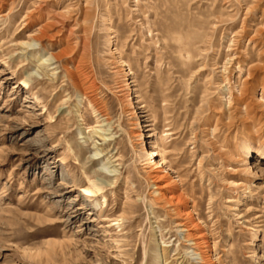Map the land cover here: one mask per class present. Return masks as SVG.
I'll use <instances>...</instances> for the list:
<instances>
[{"label": "rangeland", "instance_id": "374dc122", "mask_svg": "<svg viewBox=\"0 0 264 264\" xmlns=\"http://www.w3.org/2000/svg\"><path fill=\"white\" fill-rule=\"evenodd\" d=\"M263 32L264 0H0V264H264Z\"/></svg>", "mask_w": 264, "mask_h": 264}, {"label": "bare ground", "instance_id": "6f19581e", "mask_svg": "<svg viewBox=\"0 0 264 264\" xmlns=\"http://www.w3.org/2000/svg\"><path fill=\"white\" fill-rule=\"evenodd\" d=\"M43 1V0H42ZM47 4V3H46ZM45 5V4H44ZM45 7V6H44ZM43 8V6H42ZM90 11V10H89ZM43 12V11H42ZM91 13V12H89ZM63 14V13H62ZM32 16V15H31ZM34 17V16H33ZM44 17V16H43ZM80 17V16H79ZM89 18V16L87 17ZM46 20V19H45ZM40 21V20H39ZM38 21V22H39ZM42 21V20H41ZM81 21V20H80ZM33 22V21H32ZM37 22V23H38ZM53 24V23H52ZM43 25V24H42ZM63 26V24H62ZM41 27V26H39ZM41 29V28H40ZM83 30V29H82ZM260 30V29H259ZM39 31V30H38ZM84 31V30H83ZM169 31V30H168ZM167 31V32H168ZM174 31V30H173ZM44 32V31H43ZM175 32V31H174ZM173 32V33H174ZM260 33L262 31H259ZM85 33V32H84ZM264 33V32H263ZM168 34V33H167ZM44 35H47L46 32H44ZM169 35V34H168ZM81 36V35H80ZM84 36V35H83ZM82 36V37H83ZM263 36V35H262ZM48 37V36H47ZM42 38V37H41ZM45 38V37H43ZM46 39V38H45ZM83 39H85V41H87V38L84 37ZM82 39V41H83ZM44 40V39H43ZM42 40V41H43ZM54 40V39H53ZM260 40V39H259ZM59 41V40H58ZM84 41V44L86 45V42ZM264 41V40H263ZM63 42V41H62ZM81 42V41H80ZM59 43V42H58ZM66 44V43H65ZM64 44V45H65ZM190 44V43H189ZM257 45V44H256ZM63 46V44H62ZM66 46V45H65ZM72 46V45H71ZM61 50V49H60ZM264 50V49H263ZM66 54V50H61V52L57 53V54H50L49 55V59L50 60H58V59H62V56H65ZM64 58V57H63ZM258 59V58H257ZM41 60H44V57H41ZM261 62V61H260ZM263 62V61H262ZM250 63V62H249ZM258 64H251L250 63V67L248 69V78H246L244 80V82L239 86V93L237 95H235V102H236V106L238 110L239 107L244 106L246 109V112L248 115H250L249 113L252 110V106L251 103L248 101L249 100V94L258 86L260 85L261 87H263L264 89V65L260 64L257 61ZM43 64V62L41 63ZM125 65V64H124ZM47 67L50 66V64L46 65ZM239 68V67H238ZM78 70H81L79 67H77ZM228 69V68H227ZM223 82L224 80L227 81V83L231 82L230 77L227 75L225 76L224 79H222ZM33 82V81H32ZM22 84L24 85L25 88H31V79L30 77H27L26 79L22 80ZM95 86V85H94ZM253 94V93H252ZM234 95V94H233ZM254 104V103H253ZM254 106V105H253ZM244 113V112H243ZM252 114V113H251ZM251 116V115H250ZM249 116V117H250ZM247 117V116H246ZM255 118V116H254ZM251 119V118H250ZM254 120V119H253ZM233 121V120H232ZM250 122V121H249ZM231 123V122H230ZM242 123H244V121H242ZM245 123H247L245 121ZM229 124V123H228ZM232 125V124H231ZM229 124V126H231ZM239 126V124L237 125ZM232 127V126H231ZM141 128V123L138 121V129ZM248 128V127H247ZM141 131V129H140ZM139 134L141 135V132H139ZM142 136V135H141ZM138 137V136H137ZM96 143V142H95ZM157 148V147H156ZM156 148H150L148 147L146 144H144L143 146V150L145 153H147V155H149L150 159L153 160V162L155 164H157V168L159 167H163L161 164V160L164 159V157L160 154L159 150H157ZM256 148V147H255ZM100 150V149H99ZM253 150V146L248 144V143H243L241 145V147L239 148V151L242 152L245 155H249L251 154ZM102 151V150H101ZM143 152V153H144ZM255 152L260 153V155H264V150H260V149H255ZM100 151L96 150L95 151V155H99ZM155 156L159 157V159H157ZM87 181V180H86ZM103 184V185H102ZM160 187V191L159 193L161 194L160 198H163L164 200L167 201L168 204H170L173 209L178 212L181 211L186 205H187V201L186 199L183 197L186 193L184 191V189H181L178 194L174 195L172 194L173 190L176 188L174 183H172V181L170 179H165L164 183H162L161 185H159ZM104 188V182H98L95 179L92 178H88V182L87 185L85 187H83V192L85 195L94 197L95 199V204L97 206H99L101 209H105L108 206V201H107V197H103V199L100 200V193L102 191V189ZM76 200V199H75ZM184 226L187 229L188 233L187 235L190 238V240L194 241V244L196 245V247L199 249V252H195V255H199L201 256V258L203 260H205V258L203 257V253L207 250L208 248V244L207 241L205 239V235L203 233H201L200 231H198V224L195 222V219L192 217V215H187L185 217V221H184ZM208 257H212V255L210 254V256Z\"/></svg>", "mask_w": 264, "mask_h": 264}]
</instances>
